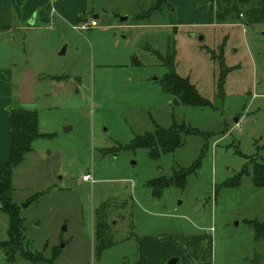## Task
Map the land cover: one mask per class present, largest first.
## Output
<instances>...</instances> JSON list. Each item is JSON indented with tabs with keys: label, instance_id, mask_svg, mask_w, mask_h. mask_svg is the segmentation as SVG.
<instances>
[{
	"label": "rangeland",
	"instance_id": "rangeland-1",
	"mask_svg": "<svg viewBox=\"0 0 264 264\" xmlns=\"http://www.w3.org/2000/svg\"><path fill=\"white\" fill-rule=\"evenodd\" d=\"M52 7L54 18L29 24L33 13L0 37L14 80L27 67L38 77L35 102L20 103L13 82L9 106L35 109L43 134L12 170L24 232L17 250L0 248V264H168L176 256L160 255L174 247L188 259L176 264H264L254 230L264 187L248 175L223 185L251 159L264 162V23L237 13L220 23L211 0H47L36 9ZM172 58L207 104H181L163 89ZM154 123L182 137L157 158L130 147ZM172 176L159 195L147 184ZM7 229L0 209V242Z\"/></svg>",
	"mask_w": 264,
	"mask_h": 264
},
{
	"label": "trees",
	"instance_id": "trees-1",
	"mask_svg": "<svg viewBox=\"0 0 264 264\" xmlns=\"http://www.w3.org/2000/svg\"><path fill=\"white\" fill-rule=\"evenodd\" d=\"M215 6V18L218 22H229L234 17V13L244 15L249 24L264 23V0H211ZM244 12V13H242ZM208 51V50H207ZM210 54L212 52L208 51ZM213 55V54H212ZM214 57V55H213ZM212 57V58H213ZM215 59V58H214ZM223 59V58H222ZM219 62V60H218ZM168 71L161 79L163 89L173 95L176 102L184 105H205L207 99L203 98L195 86L187 77L180 76L175 71L173 58ZM226 75L219 81L223 84ZM221 84V85H222ZM10 114V145L9 159L0 163V209L8 216L7 239L0 242V248L8 252L17 250L23 239V218L20 217L19 207L13 201L11 175L12 170L20 164L26 153L32 149V142L43 134L38 130V114L35 109H28L23 106H9ZM182 144L181 131L176 125L162 127L154 123V128L143 134H137L132 139L130 147L146 148L149 156L159 157L161 154L174 151ZM251 169L243 168L233 177L228 178L223 185L235 187L240 185L244 175L250 176V180L255 187H264V162L260 163L254 159L250 160ZM189 172L185 173V177ZM184 181L178 184L183 186ZM175 181L174 176L168 179L154 178L148 181V185L154 187V194L159 195L161 191ZM159 187V188H156ZM255 236H264V223H254ZM258 264V263H254Z\"/></svg>",
	"mask_w": 264,
	"mask_h": 264
},
{
	"label": "crops",
	"instance_id": "crops-1",
	"mask_svg": "<svg viewBox=\"0 0 264 264\" xmlns=\"http://www.w3.org/2000/svg\"><path fill=\"white\" fill-rule=\"evenodd\" d=\"M47 0H0V37L3 34L11 33L12 30L16 29L18 25H23L27 23V20L34 13V22L36 19L39 21H46L48 18H54L55 13L54 8L52 7L51 12L47 9H36L40 7ZM62 4V3H60ZM36 10V12H35ZM64 18L71 16V20L76 18V12H59ZM75 14V17H74ZM92 14V18H97ZM62 17V18H63ZM79 18V17H78ZM59 19V18H58ZM65 21L63 19H60ZM200 24V23H198ZM177 26V25H176ZM17 74L7 67L5 62L0 61V163L3 164L9 159V145H10V114H9V104L16 97V89L14 84H19L24 76H21L18 81L14 80ZM14 80V81H13ZM82 180V179H81ZM84 181V180H82ZM87 182V181H85ZM200 238V236H198ZM195 241H198L195 240ZM189 242V241H188ZM189 245L190 252L192 255L197 256L198 254V245L197 242L194 244L187 243ZM167 254H174L179 260H182L183 257H187L185 252H181V249L178 247L172 248L171 251L160 255L161 260H164V256ZM184 259V260H185ZM160 260V262H162ZM188 260V259H186ZM185 260L182 264H188ZM177 261V262H178ZM176 262V263H177Z\"/></svg>",
	"mask_w": 264,
	"mask_h": 264
},
{
	"label": "water",
	"instance_id": "water-1",
	"mask_svg": "<svg viewBox=\"0 0 264 264\" xmlns=\"http://www.w3.org/2000/svg\"><path fill=\"white\" fill-rule=\"evenodd\" d=\"M95 17L98 16V14L94 15ZM127 16H123L120 19L121 20H125ZM29 24H33L34 22V15L28 20ZM194 36V34H193ZM203 38V35H199L198 39L201 40ZM38 80V77L34 76L32 70L30 67H27L25 75L23 80L17 85L16 89L18 91L19 94V98L18 101L20 103H33L35 102V99L32 95V84ZM237 120V118L235 119V121ZM178 261V258H171L168 261V264H176V262Z\"/></svg>",
	"mask_w": 264,
	"mask_h": 264
},
{
	"label": "built area",
	"instance_id": "built-area-1",
	"mask_svg": "<svg viewBox=\"0 0 264 264\" xmlns=\"http://www.w3.org/2000/svg\"><path fill=\"white\" fill-rule=\"evenodd\" d=\"M95 25H96V22H95L94 19H92V20L90 21V26H95ZM87 26H88V23L85 22V23H82V24L79 26V28H86ZM76 27H77V26H76ZM81 179L84 180V181H93V180H94V179L92 178V175H91L90 173H85V174H83L82 177H81Z\"/></svg>",
	"mask_w": 264,
	"mask_h": 264
}]
</instances>
